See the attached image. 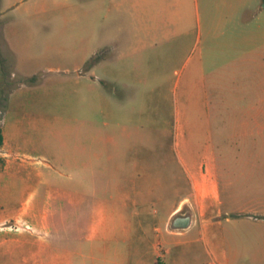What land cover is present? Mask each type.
Masks as SVG:
<instances>
[{"label":"rangeland","instance_id":"rangeland-1","mask_svg":"<svg viewBox=\"0 0 264 264\" xmlns=\"http://www.w3.org/2000/svg\"><path fill=\"white\" fill-rule=\"evenodd\" d=\"M49 1L51 12L37 29V53L46 52L53 69L43 102L46 105L35 106L36 112L45 111L46 119L25 121L19 129L22 139L15 144L18 152L37 162L33 168L15 166L7 172L3 184L12 180L16 203L0 204V214L13 213L22 202L32 197L44 199L49 192L73 198L65 205L67 228L62 238L53 242V255L62 257L58 264H214L215 257L216 264H264V104L259 110L251 108L263 99L264 91L261 88V96L256 88L247 93L244 84L246 75L264 73V23L259 27L255 8L226 19L220 10L223 0H212L211 27L204 23L195 31L187 51L162 68L163 94L151 88L143 94L148 99L147 114L141 120V109L133 107L126 128L116 126L109 117L110 92H116L117 97L124 93L109 78L108 54L94 30L92 0ZM149 64L135 66L149 73L144 80L151 85L156 79ZM203 74L209 80L223 79L222 92L212 91L208 97L211 111L206 109L205 94L195 87V78ZM12 86L2 90L0 105L4 97L11 96ZM217 108H222L218 113L227 122L223 121V141L218 149L224 202L219 220L223 226L213 228L208 241L196 232L191 237L195 243L174 247L170 254L156 259L153 226L160 224L167 208L150 196L146 207L150 231L143 254L131 251L132 238L124 234L120 243L93 237L90 220L80 222V212H89L94 202L98 209L109 205L108 184L121 176L112 170L131 167L142 154L150 166L164 165L183 174L174 147L177 121L191 140L194 154L202 153L207 144L215 142L209 130L216 131ZM253 118H259L260 125L254 124ZM112 131L117 134L113 144L109 142ZM157 153L164 158L157 161ZM162 182L164 193L171 195L170 202L185 194L184 189L173 193L171 179ZM84 184H96L97 196L84 189ZM4 249L0 243V264L8 262Z\"/></svg>","mask_w":264,"mask_h":264},{"label":"crops","instance_id":"crops-1","mask_svg":"<svg viewBox=\"0 0 264 264\" xmlns=\"http://www.w3.org/2000/svg\"><path fill=\"white\" fill-rule=\"evenodd\" d=\"M211 2L212 0H92L94 30L100 47H104L108 54L109 78L115 88L124 93L122 97H117L116 92H110L109 95V117L116 126L127 128L130 121L128 115L133 107L141 109L139 119L146 116L149 106L148 99L143 94L147 95L150 88L163 94L165 71L162 68L187 51L195 31L201 29L204 23L211 27ZM222 3L224 6H220V10L225 12L226 19L238 17L247 8L254 7L259 27L264 23V0H223ZM50 12L49 0H0V94L13 83L10 88L11 96L4 97V102L0 105L4 137V144L0 149L7 152L0 157V204L3 205L16 203L12 180L3 184L7 172L13 171L15 166L33 168L37 162L29 155L18 152L15 144L22 139L19 129L27 121L46 119L45 111L38 113L35 106L38 103L46 105L43 102L50 85L49 73L53 68L46 52L37 53V29L43 26L47 13ZM138 63H150L154 68L151 74L156 80L151 85L144 80L149 73L136 69L135 65ZM245 79V87L249 88L247 93L254 91V88L259 95L261 88L264 91V73L248 74ZM195 80L196 89L205 94L206 109L211 111L212 103L208 97L212 91L222 92L223 79L216 77L209 80L203 74ZM262 103L264 104V96L251 108L262 109ZM161 107L163 108V103ZM221 109H215V133L212 128L209 130V135L215 142L207 144L202 153L194 154L191 140L177 121L174 147L182 164L183 174L164 165L150 166L147 164V156L142 154L135 158L131 167L113 169L112 173L121 176L108 184L109 205L98 209L94 202L89 212H80V222L84 218L90 220L93 237L112 238L120 243L121 234H124L132 238L131 251L143 254V245L150 231L146 207L150 196H153L167 208L160 224L153 226L157 235V242L154 243L157 248L156 259L161 254H170L174 247L195 243L196 240L191 237L196 232L208 241L212 229L223 226L219 220L223 214L224 202L218 165V149L223 141L224 119L218 113ZM252 120L254 124L260 125L259 118ZM209 121L211 125L212 121ZM224 123L227 124L226 121ZM109 142L117 143L116 132L110 133ZM155 158L159 161L164 156L157 153ZM46 164L52 167L51 164ZM150 177L153 179L151 182ZM165 179L173 181L172 188L170 187L173 193L179 194L184 189L185 194L170 202L171 195L168 196L163 191L166 189L162 182ZM83 186L86 190H92L93 197L97 196L96 184ZM157 190L162 193H155ZM70 200L74 201L62 192L59 197L54 192H49L44 199L32 197L22 202L13 213H1L0 243L5 248L3 255L8 260L6 264H58L62 257L53 255V242L62 238V233L67 228L65 205ZM186 210L193 214L191 227L186 230L172 229L173 218ZM26 225L30 229H26ZM17 228L20 229L19 232ZM49 246L52 247L51 250L48 249ZM209 253L214 257L212 250ZM216 260L215 257L212 263L216 264Z\"/></svg>","mask_w":264,"mask_h":264},{"label":"water","instance_id":"water-1","mask_svg":"<svg viewBox=\"0 0 264 264\" xmlns=\"http://www.w3.org/2000/svg\"><path fill=\"white\" fill-rule=\"evenodd\" d=\"M193 223V214L186 210L178 213L172 220L171 227L174 230H186L191 227Z\"/></svg>","mask_w":264,"mask_h":264},{"label":"trees","instance_id":"trees-1","mask_svg":"<svg viewBox=\"0 0 264 264\" xmlns=\"http://www.w3.org/2000/svg\"><path fill=\"white\" fill-rule=\"evenodd\" d=\"M0 84H1V72H0ZM3 144H4V137H3L2 127L0 125V146H2Z\"/></svg>","mask_w":264,"mask_h":264},{"label":"flooded vegetation","instance_id":"flooded-vegetation-1","mask_svg":"<svg viewBox=\"0 0 264 264\" xmlns=\"http://www.w3.org/2000/svg\"><path fill=\"white\" fill-rule=\"evenodd\" d=\"M25 228H26V229H30V227H29L28 225H26V226H25ZM17 231L19 232V231H20V229H19V228H17ZM49 242H50V241H49ZM48 249H50V250H51V249H52V247H51V246H49V247H48ZM30 264H35V263H30Z\"/></svg>","mask_w":264,"mask_h":264},{"label":"built area","instance_id":"built-area-1","mask_svg":"<svg viewBox=\"0 0 264 264\" xmlns=\"http://www.w3.org/2000/svg\"><path fill=\"white\" fill-rule=\"evenodd\" d=\"M7 152L3 151L2 149H0V157H2L4 154H6Z\"/></svg>","mask_w":264,"mask_h":264}]
</instances>
